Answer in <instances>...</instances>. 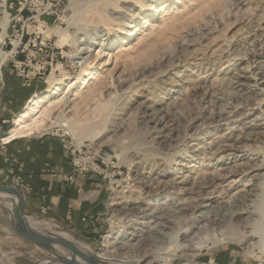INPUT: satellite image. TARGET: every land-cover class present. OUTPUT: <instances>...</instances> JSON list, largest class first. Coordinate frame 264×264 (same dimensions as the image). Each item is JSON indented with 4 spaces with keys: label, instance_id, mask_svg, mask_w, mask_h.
<instances>
[{
    "label": "rangeland",
    "instance_id": "1",
    "mask_svg": "<svg viewBox=\"0 0 264 264\" xmlns=\"http://www.w3.org/2000/svg\"><path fill=\"white\" fill-rule=\"evenodd\" d=\"M6 13L7 38L21 35L29 57L10 103L15 116L33 96L73 84L46 110L51 128L31 137L63 134L68 153L79 137L100 164L93 177L107 188L86 232L52 229L90 251H101L104 235L115 232L108 250L116 257L106 258L116 264H216L223 250L264 264V237L238 236L264 233V78L234 82L248 69L264 75V0H0V23ZM196 87L201 97L190 96ZM193 110L198 119L188 127ZM218 111L226 116L211 121ZM235 132L242 136L229 137ZM152 209L162 217L150 216ZM178 228L187 231L175 239ZM193 240L202 245L192 258L181 251L161 260ZM254 241L260 244L249 252ZM43 256L0 225V264Z\"/></svg>",
    "mask_w": 264,
    "mask_h": 264
},
{
    "label": "crops",
    "instance_id": "2",
    "mask_svg": "<svg viewBox=\"0 0 264 264\" xmlns=\"http://www.w3.org/2000/svg\"><path fill=\"white\" fill-rule=\"evenodd\" d=\"M6 81L7 84L14 81L16 85V88L14 84L7 86L9 89L5 91L4 116L11 118L17 110V105L10 104L11 100L17 101L21 89L15 78L6 76ZM69 156L58 138L19 137L0 148V167H11L29 184L31 191L24 194V212L31 219L54 229L86 232L84 226H93V220L102 210L107 188L99 178L76 173ZM67 176L72 179L66 180ZM0 183L9 185L3 176ZM42 205L49 207L45 214L39 212ZM212 260L216 264H254L227 250L217 253Z\"/></svg>",
    "mask_w": 264,
    "mask_h": 264
},
{
    "label": "bare ground",
    "instance_id": "3",
    "mask_svg": "<svg viewBox=\"0 0 264 264\" xmlns=\"http://www.w3.org/2000/svg\"><path fill=\"white\" fill-rule=\"evenodd\" d=\"M156 12H158L157 9L154 10L153 12H151L150 15H154ZM8 19L9 18L7 16V13H6V15L4 14V21L2 23H0V25L2 27V32L0 34V42H3L5 37H6V26H7ZM143 19H146V18H143ZM122 49H124V48H122ZM126 54L129 56L130 53L128 52ZM259 55H260L259 53L254 54L253 55V59L256 58ZM254 61H255V59L253 60V62ZM93 76H95V75H93ZM240 78H246V79L250 78L255 83H258V82L263 81L262 78H264V75L256 76L255 74H253V72L250 69L242 71L241 73H237V76L235 77V81H234L235 85H242L243 82H240ZM85 80H86V78H83L81 80V83H86ZM72 85L73 84H64L62 87H54L53 91L50 90L48 92H45V93H42V94H38V95L33 96L32 98H30V100L28 101L26 106L23 109H21V111H19V113L13 119V123H12L9 131L4 135V139L6 141H12L13 139H16V138H19V137H31V136L43 134L44 131L50 129L51 126L49 124H47V122L45 123L44 119H43L45 117V112H46V110L49 107H52V106L58 104L60 101H62V99L65 97V95L67 93V90ZM202 93H203L202 89L196 87V88L192 89V91L190 92V96L191 97H195V98L196 97H201ZM94 105H96V104H94ZM144 110H143V112L146 111V110L145 111ZM233 111H235V110H233ZM196 115H197V113L194 114V110H193L192 114L188 118V123H187L188 127H193L194 126L195 122L198 119V118H196ZM225 116H226V114L218 111V112H214L211 115H209V119L211 121H219V120L223 119ZM165 118H164V120H161V118L157 119V122L155 124H157L158 129H162L163 130L165 125H167V123L165 122ZM258 123H254L253 125H256ZM258 125H260V123ZM68 132H70V131L68 130ZM71 133H72V131H71ZM98 134H99V132L93 131L90 134V137H92V138L96 137V136H98ZM241 136H242V133H236L235 132V133L229 134V137L238 138V137H241ZM77 140H78L77 143H76L77 147L81 148L83 141L79 137H77ZM236 148L237 147L234 146L233 144L232 145L231 144H226V146L224 147L225 151H228V152H229V150H233V152H234V151L237 150ZM228 154H230V153H228ZM224 176H225V174L218 175V176H211L209 179H207L206 184L207 185H213L215 183L217 184V181L223 179ZM167 182L169 183V186H173V184L175 183L172 179L167 181ZM158 187L164 189V188H167L168 185L166 186V182H165V184L163 186L160 185ZM249 192H250V190H249ZM202 207H207V206H202ZM149 215L154 217V218H157V219L160 216L162 217V214L155 212L154 209L150 210ZM239 219H242V217H237V220H239ZM186 231H187L186 229L181 230V229L178 228V229L173 231L172 236H173V238L178 239L179 235L182 234V233H186ZM60 233L63 234V235L66 234L65 232H60ZM114 233L112 232V233H108V234L104 235L103 244H102V250L98 252L100 254V256L104 257L105 259H107L106 257H108V258L116 257V255L111 254L110 250H108L109 244L111 242V239L113 237H115ZM238 236H241L242 238H247L249 240L253 239V238H257L258 241L261 242V240L264 237V233L259 232L257 230H254V231H250L248 234L242 233V234H240ZM194 237H197V234H194L192 238L194 239ZM201 242L202 241L197 242V241L193 240L190 243H178V244H175V246L173 247L172 250H170L168 248L170 250L168 252V256L170 255L171 258H167L166 256H161L160 258L164 262L169 261L173 257L179 256L181 251L182 252L183 251L184 252L185 251H189V252H186V253H181V255H184V256H186L188 258H192L196 254L195 248H200L201 247V245H202ZM259 244L256 241H254L253 243L252 242H248V244L246 245L245 248H246V250H248L250 248V246H252V245H254V246L257 245L258 246ZM89 248H91V247H89ZM248 251L250 252V249ZM117 259L120 262L129 261L128 258L123 257V256L120 257V258H117ZM137 261L140 262L139 259H137ZM146 264H150V263H146Z\"/></svg>",
    "mask_w": 264,
    "mask_h": 264
},
{
    "label": "water",
    "instance_id": "4",
    "mask_svg": "<svg viewBox=\"0 0 264 264\" xmlns=\"http://www.w3.org/2000/svg\"><path fill=\"white\" fill-rule=\"evenodd\" d=\"M25 195L17 187L0 183V225L12 235L23 238L44 252L34 264H116L56 230L31 219L24 212ZM70 231V230H69Z\"/></svg>",
    "mask_w": 264,
    "mask_h": 264
},
{
    "label": "built area",
    "instance_id": "5",
    "mask_svg": "<svg viewBox=\"0 0 264 264\" xmlns=\"http://www.w3.org/2000/svg\"><path fill=\"white\" fill-rule=\"evenodd\" d=\"M1 32L2 27H0V34ZM6 39L8 40V43H6ZM8 44H10L9 49ZM22 44L23 43L21 35L13 33L12 40H10L9 38H7V31L4 41L0 42V148H3L10 142L4 139V135L9 131L10 123L15 118V115L11 118H6L4 116V112L6 109L4 100L5 91L7 88V85L5 84L6 76L13 77L18 80H23V76L21 72H19V68L25 66V63H27L29 60L28 56L24 57V46H22ZM21 71L23 70L21 69ZM58 138L59 141L65 146V135L60 134ZM82 147L75 148L71 150V152H69V162L71 167L78 174H89L93 176L96 173H99L100 164L96 159L89 156L90 153L86 154L85 151L82 150ZM0 176L4 177L7 184L13 187H17L24 194H28L31 191L29 184L26 183L20 175H17L11 167H8L7 169H3L0 167ZM65 179L71 180L72 177L67 176ZM48 210L49 207L47 205H42L39 207V212L42 214L47 213Z\"/></svg>",
    "mask_w": 264,
    "mask_h": 264
},
{
    "label": "trees",
    "instance_id": "6",
    "mask_svg": "<svg viewBox=\"0 0 264 264\" xmlns=\"http://www.w3.org/2000/svg\"><path fill=\"white\" fill-rule=\"evenodd\" d=\"M9 126V125H8ZM8 126H6V127H8Z\"/></svg>",
    "mask_w": 264,
    "mask_h": 264
}]
</instances>
